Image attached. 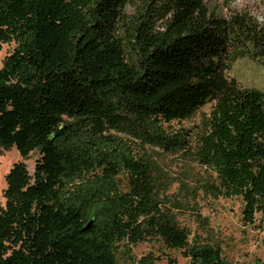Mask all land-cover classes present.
<instances>
[{"label": "trees", "instance_id": "trees-1", "mask_svg": "<svg viewBox=\"0 0 264 264\" xmlns=\"http://www.w3.org/2000/svg\"><path fill=\"white\" fill-rule=\"evenodd\" d=\"M207 1L141 0L127 17L130 0H0V43L14 44L0 69V147L21 157L6 175L0 264H156L132 254L151 240L191 264H227L179 225L145 151L189 149L163 124L208 103L193 155L215 195L240 197L243 221L264 223V92L227 74L243 58L264 67V26Z\"/></svg>", "mask_w": 264, "mask_h": 264}, {"label": "rangeland", "instance_id": "rangeland-1", "mask_svg": "<svg viewBox=\"0 0 264 264\" xmlns=\"http://www.w3.org/2000/svg\"><path fill=\"white\" fill-rule=\"evenodd\" d=\"M210 11L220 17L232 13H248L264 26V0H208ZM141 0H130L124 9L127 17L135 15ZM14 44L0 43V69L3 61L11 53ZM228 77L241 87L264 92V67L257 62L243 58L236 60L228 71ZM212 104L208 103L183 121L164 123L169 134L182 133L188 141L189 149L171 152L155 146L145 147L153 164V177L160 192L171 204H176L175 213L179 225L190 230L214 248L221 250L227 264H264V223L259 214L252 224L243 221V201L240 197L215 195L211 188L215 174L201 166L193 155L204 135ZM38 151L32 152L24 160L30 174H33ZM21 161L15 146L0 147V207H4L6 175L14 163ZM118 188L127 190L125 176H118ZM207 221V226L201 220ZM152 253L158 258L156 264H191L182 251L171 250L159 240L139 243L132 248L134 258ZM117 264H131L121 254Z\"/></svg>", "mask_w": 264, "mask_h": 264}]
</instances>
